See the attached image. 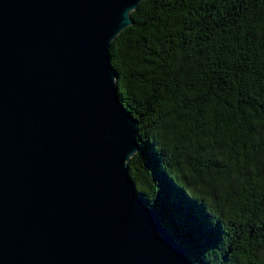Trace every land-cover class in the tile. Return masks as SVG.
Returning a JSON list of instances; mask_svg holds the SVG:
<instances>
[{"label":"water","instance_id":"obj_1","mask_svg":"<svg viewBox=\"0 0 264 264\" xmlns=\"http://www.w3.org/2000/svg\"><path fill=\"white\" fill-rule=\"evenodd\" d=\"M142 0H0V264H194L136 192L109 46Z\"/></svg>","mask_w":264,"mask_h":264},{"label":"trees","instance_id":"obj_2","mask_svg":"<svg viewBox=\"0 0 264 264\" xmlns=\"http://www.w3.org/2000/svg\"><path fill=\"white\" fill-rule=\"evenodd\" d=\"M110 43L136 192L194 264H264V0H142Z\"/></svg>","mask_w":264,"mask_h":264}]
</instances>
